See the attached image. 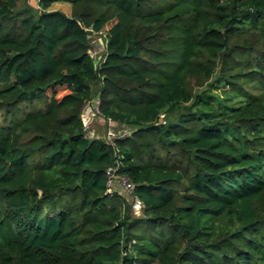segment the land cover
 <instances>
[{
	"label": "trees",
	"instance_id": "16d2710c",
	"mask_svg": "<svg viewBox=\"0 0 264 264\" xmlns=\"http://www.w3.org/2000/svg\"><path fill=\"white\" fill-rule=\"evenodd\" d=\"M0 110V264H264V0H0Z\"/></svg>",
	"mask_w": 264,
	"mask_h": 264
},
{
	"label": "rangeland",
	"instance_id": "374dc122",
	"mask_svg": "<svg viewBox=\"0 0 264 264\" xmlns=\"http://www.w3.org/2000/svg\"><path fill=\"white\" fill-rule=\"evenodd\" d=\"M28 3L34 5L35 4V0H28ZM54 8H59L61 10H63L66 13L70 12V5L68 3L65 2H56L54 3ZM115 20H112L110 22H108L102 29V33L104 34L105 31L114 23ZM99 38H101L100 34H91L89 35V39H90V44H91V48L89 50V53L91 54V56L93 57L95 63H97L98 60L101 59L102 54L104 52V44L103 42H101L99 40ZM35 102V101H34ZM97 99L94 98L92 99L89 104H87L84 107L83 110V114L86 116V119L89 120V124H88V136L90 137H97L100 139H105L107 140V137L109 135L110 132H113L114 134H119L122 130L118 129V128H112L108 122L104 121V119H102L100 116H98V108H97ZM28 110H33L35 109V103L30 104L27 106ZM7 120L4 119L3 116V111L0 110V121H4ZM123 132V131H122ZM121 132V133H122ZM119 185V184H117ZM139 207L140 205H138V203H134L133 204V210L134 213L138 214L139 213Z\"/></svg>",
	"mask_w": 264,
	"mask_h": 264
},
{
	"label": "built area",
	"instance_id": "2783aa9c",
	"mask_svg": "<svg viewBox=\"0 0 264 264\" xmlns=\"http://www.w3.org/2000/svg\"><path fill=\"white\" fill-rule=\"evenodd\" d=\"M115 136H116V134H114L113 132H110L108 137H107V141L110 142L112 140V138H114ZM106 175H107L108 187H111L112 185H114V183H116V184H119V186L122 187L127 192H131V190H132L131 184L123 176H119V175L115 174L113 167L108 168L106 170ZM134 203H138V205H139V202H137V201H135Z\"/></svg>",
	"mask_w": 264,
	"mask_h": 264
},
{
	"label": "water",
	"instance_id": "95a60500",
	"mask_svg": "<svg viewBox=\"0 0 264 264\" xmlns=\"http://www.w3.org/2000/svg\"><path fill=\"white\" fill-rule=\"evenodd\" d=\"M99 40L102 42V39L101 38H99ZM94 63H95V61H94ZM96 64V63H95Z\"/></svg>",
	"mask_w": 264,
	"mask_h": 264
}]
</instances>
